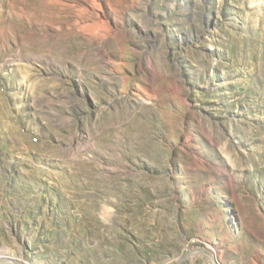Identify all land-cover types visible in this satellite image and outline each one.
Segmentation results:
<instances>
[{"label": "rangeland", "instance_id": "1", "mask_svg": "<svg viewBox=\"0 0 264 264\" xmlns=\"http://www.w3.org/2000/svg\"><path fill=\"white\" fill-rule=\"evenodd\" d=\"M0 264H264V0H0Z\"/></svg>", "mask_w": 264, "mask_h": 264}]
</instances>
